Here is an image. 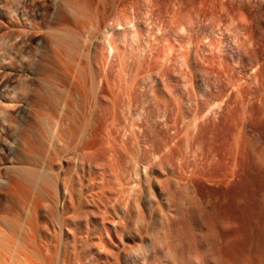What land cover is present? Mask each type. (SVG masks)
Returning a JSON list of instances; mask_svg holds the SVG:
<instances>
[{"label":"rangeland","instance_id":"rangeland-1","mask_svg":"<svg viewBox=\"0 0 264 264\" xmlns=\"http://www.w3.org/2000/svg\"><path fill=\"white\" fill-rule=\"evenodd\" d=\"M64 1L66 2V0H0L1 211L13 210L17 217H23L17 200L6 194L12 177L10 165L15 166L24 162L25 159L33 160L34 163L36 161L35 164L38 165L39 159H41L39 165L42 166L40 163L47 159L43 156L47 154L45 152L51 145L47 141L50 143L52 140L46 141L47 145L44 147L47 148H44L41 156H36L37 158L34 155H40V151L33 150L28 146V140L31 137L34 138L33 132L36 129L35 126L38 127L40 116L47 118L50 115L49 118L52 119L55 115L52 120L44 118L45 122L50 124V130L54 129L57 122L60 124H57V130L60 128L62 130L63 125L65 126L63 130L67 129L71 118L77 122L76 126L85 127L86 125L85 128H81L83 130L80 129L84 133L82 132L83 135H80V139L78 137V141L76 139L75 143L87 142L93 147L98 144H106L109 147L110 143H113L115 150L113 156L116 161L112 154H109V158L114 159V162L106 156L107 160L104 159L103 162H99L100 164L97 162V167L102 168L105 172L109 168L112 169L111 171L115 175H111V171H108L107 174L113 176L115 182L116 178L122 175L120 173L122 171L123 175L127 171L128 176L134 181L140 172L141 177L138 175L140 181L136 180L135 182L140 184L139 188H142L141 192L144 194L142 196L137 188L138 185L134 189L128 190L132 186L129 183L133 184V181L128 177L130 181L126 182L129 180L127 174L126 178L123 176L125 179L120 177L124 186L126 187L128 184L130 187H124V195L119 194L121 198L117 197V200L123 207H126L124 202L125 205L128 203L126 209L128 208L131 216L125 212V218L121 219V224L124 221V224H129L131 230L135 229L136 224H142L141 221L147 224L151 219L148 224H152L149 204L153 206L154 203V209L157 211L160 206L161 213L162 210H165L163 215L158 211L162 216L167 212V207L170 209L174 205L176 211L178 209L177 217L183 219L184 216L183 220L186 221V224L205 223L212 227L215 226L224 235L223 243L224 246L225 242L227 243L226 250L238 248L242 260H248L250 258L248 249L252 247L249 245L256 242L257 237H261V235L257 236L260 230L258 227L264 226V50L259 45L260 35L251 32V29L249 31L246 27L249 22L247 16L242 11H240L241 13L234 11L233 7L239 6V0H116L114 8L119 7H117L118 14L120 13V23L124 27V33L123 30L119 33L116 30H109L112 20H114L112 18L114 16H110V14L108 15L109 21L110 19L111 21L108 23V19L105 21L110 26L104 32L101 31L105 25L102 20L95 18L97 19L96 23L93 18H88V20L79 18V21L78 17L75 18L69 13ZM114 10L113 15L116 13ZM80 22L84 25L78 29L76 24ZM59 28L62 29L61 32L67 31L66 33L70 36L79 34H77L75 43L72 39H67L71 41L69 43H73L70 53L74 57L68 52L72 47L71 44L67 46L68 49L64 46H61L60 49V45L54 41L55 34L60 32ZM98 29L100 30L98 31ZM78 37L80 38L78 39ZM85 41L86 43H84ZM108 42L111 43L109 44L111 45L110 49L109 45L106 46ZM92 44L99 45L102 51L101 53L99 51L100 54L98 53L95 57L98 56L96 61L99 65H97L102 68L101 71L98 67L100 72L97 71V73L100 75L96 74V80L100 79L98 95L101 102L104 98V102L100 103V108L99 103H96L91 96L84 105V101L81 102L75 94L74 97L72 96V101L78 103H74L72 108H69L70 100L67 98L70 91L68 93L67 90L73 88L72 84L76 80H72L71 83L73 78L65 71L68 66H73L77 70L75 65L78 60V64H83L84 61V65L88 63L89 67L91 63V66L93 63L96 64V61H93L94 57L91 56L89 60L91 59L90 61L93 62H85L86 56L89 57V53L94 52ZM79 48H81L80 50L84 49V52H87L88 48L90 50L86 56L81 51L83 53L81 56ZM75 57L78 58L74 63ZM89 67L86 68L89 69ZM46 84L51 85L47 86ZM51 86L55 87L52 90L56 92H51ZM60 89H63L62 92ZM58 93L61 99L58 97ZM118 93L119 95H117ZM108 98H111L110 100L113 102L110 103ZM107 103H109L108 107ZM113 103L115 106L112 105ZM127 104H130L131 107L129 108ZM75 105L81 107L80 111L77 107V109L75 108ZM106 110L115 114L112 115L109 112L108 114L105 112ZM71 113L74 114L70 115ZM75 114L79 115L77 120ZM58 117L63 121H57ZM79 118H81L80 121ZM54 119L55 121H53ZM52 122L56 123L52 124ZM67 122L68 125L65 124ZM61 124L63 125L61 126ZM56 129L54 130L57 131ZM51 139L55 140L52 143L58 142V139ZM134 142L136 144L139 142L137 145H141V147L139 146L138 149L137 145H134V148L132 145V143L135 144ZM112 143L110 147H112ZM166 145L170 147L168 149L172 148L170 152L164 149L167 148ZM156 146L158 147L156 148ZM120 147L125 149L123 150L125 154ZM136 148L140 151L138 152ZM134 149L140 155H136L137 152ZM143 149L147 152H144V155H142ZM117 152L118 154H116ZM162 152L164 156H162ZM167 152L170 154L168 155ZM160 153L162 154L160 155ZM142 156L143 158H141ZM154 156L160 160L157 162ZM134 157L135 160L139 158V162L136 160V163L133 160L135 162L133 163L131 160ZM153 158L154 162H157L156 164L152 162ZM141 160L151 163H146L147 166ZM126 161L129 162L126 163ZM115 163L119 170L118 176ZM139 163L148 167L146 169L143 166L145 171L148 170L147 174L145 171L142 172L144 169L142 170ZM110 164L111 167H109ZM133 164H138V171L133 170L135 167ZM121 165L128 168L124 170L125 167L120 168ZM106 166L109 168L105 169ZM131 168L134 173L137 172L134 174L135 176L132 170L129 171ZM121 169L122 171H120ZM172 173H176L175 175L181 181H185L186 177L189 178H186L188 180L185 181L187 183L184 184L185 188L183 182L181 183ZM104 174L105 177H108L107 180L112 181L113 178L110 175ZM170 175L171 179L167 177ZM133 176L136 178L134 179ZM173 176L178 181H175ZM190 177L192 178L190 179ZM155 178L158 179L155 181ZM160 179L159 189L155 182ZM163 181H167V183ZM175 182L179 183L180 185H177L180 187H177ZM114 184L112 185L113 189L116 188V183ZM180 188L182 192H179ZM165 189L167 192L164 191ZM151 190L155 191L154 195V191H152L153 198L149 196ZM135 194H138L135 197L137 199L134 198ZM128 195L132 198L130 199ZM166 195H168V198L165 199L168 200L167 205L164 204ZM178 195L179 197H177ZM146 196H149L152 203ZM122 197L124 198L123 204L120 201ZM155 197H157V202ZM133 199H140L138 203L142 205L140 208L143 210L139 208L140 213L137 212V205ZM178 199L180 200L178 201ZM183 200L185 202H180ZM113 204L115 209L118 208L117 205L121 208L120 204ZM15 208L17 212H20H18L19 215L14 210ZM120 208L116 210H120ZM136 212L142 215L137 214L139 217H136ZM104 218L107 220L108 217ZM126 218L130 220L126 222ZM99 224L101 223L99 222ZM157 224L168 223L163 221ZM175 224L181 223L176 222ZM224 224H226V228L223 226ZM228 225L229 229H227Z\"/></svg>","mask_w":264,"mask_h":264},{"label":"bare ground","instance_id":"bare-ground-1","mask_svg":"<svg viewBox=\"0 0 264 264\" xmlns=\"http://www.w3.org/2000/svg\"><path fill=\"white\" fill-rule=\"evenodd\" d=\"M115 2H116V0H66V2L64 1L65 5L67 6L69 13H71L75 18L78 17L77 18L78 20H79V18L80 19L81 18H84V19L87 18L86 20H88V18H93L94 20H96V23H97V19L104 21L103 23H105V25L103 28L104 30L103 29L101 30L102 32L106 31L108 26H110V25H107L105 22L107 19H108L107 23L109 21L110 17L108 14H110V16L111 15L114 16V17H112V18H114V20H112V24H111L109 30H111V31L116 30L117 33H119L120 31L123 30V33H124V29H123L124 27L120 23V18H119L120 13L118 14V10H119L118 8L119 7L116 6V9L114 8ZM233 9L236 13L237 12L239 13L240 11H242L243 14H245L247 16V19L249 22H247L246 27H248L249 31L251 29V32H255V33L260 35V38L258 37L259 38V45H261V47L264 50V0H239V6H234ZM113 10L116 12L115 15H113ZM242 16H244V15H242ZM95 18H97V19H95ZM110 21H111V19H110ZM127 21H130V20H127ZM248 23H249V26H248ZM83 25H84V23H82V22L77 23L76 28L81 29L83 27ZM98 26L100 27L99 22H98ZM64 28H63V31H64ZM128 28L130 29V27H128ZM59 30H60V28H59ZM66 30H67V28H66ZM99 30L100 29H98V31ZM61 31H62V29L60 30V32H58V34L56 33L57 35L55 34V36H54L55 37L54 41H56V43L58 45H60V49H61V46H64L65 48L68 49L67 46L69 44H71V46H72L73 43H69V41L71 39L74 41V43L77 42L76 38L79 35L78 33H76V36H74V35L70 36L69 34L66 33L67 31L66 32H61ZM71 33H72V31H71ZM109 33H111V32H109ZM99 34H100V32H99ZM121 35H122V33H121ZM253 36H254V34H253ZM79 38L80 37H78V39ZM67 39H70V40L68 41ZM98 41H99V39H98ZM110 42H108V44L106 46L111 44ZM84 43H86V41ZM252 43H253V41H252ZM93 45L94 44H92V46ZM110 46L111 45L108 46L109 49H110ZM77 47H78V45H77ZM102 47H104V46H102ZM72 48H73V46L69 48V50H68L69 53L72 50ZM89 48H91V46H89ZM89 48L87 51L88 53L90 50ZM80 49L81 48H79V50ZM84 49L80 50V52L81 51L84 52ZM93 49H94V52L93 51H92L93 53L90 52L91 54L89 53V57H87L88 53L86 51L84 52V54H85L84 56L87 55L85 62L91 63L94 60L96 61L98 56L95 57V55H98L99 51H100V53L102 52L101 47L97 44H95L93 46ZM111 49H112V47H111ZM79 50H75V51L77 52ZM82 52H81V54L79 52L78 53L82 56L83 55ZM108 52L110 53V50H108ZM70 55L72 56L73 54L70 53ZM90 56L94 57L93 61H90L91 59L89 60ZM73 57H74V55H73ZM78 57H75L73 59L74 63L77 62ZM70 58H67V59H70ZM83 58L85 59V57H83ZM78 62H79V60H78ZM78 62L76 63L77 65H75L77 70L73 66H68L67 71H65V72H68V74L72 76L73 79H71V83L73 82L72 80H74V79L76 80V82H74V84H72L73 88H71V89L68 88V90H67V92L70 91V93L68 92L70 99H69V97L67 98L68 95L66 96V98L70 101H69V103L68 102H66V103H68L69 108H72V105L74 103H76V102L73 103L72 96L74 97V95L77 94L79 100L81 102L84 101V105H85V101L87 99H89V97L92 96V98L96 101V103H99V106H100V103L104 102V98L101 96L103 98V102H101L100 101L101 98L98 95L99 94L98 85H100V83L98 84V81L100 79L98 81L96 80V74H99V73H97L99 64L96 61V64L93 63V66H91V64H92L91 63L90 67H89L87 65L88 63L86 65H84V61H83V64H81V63L78 64ZM63 64H65V63H63ZM85 66L89 67V69L86 68ZM63 67H64V65H63ZM99 69L101 70L102 68L99 67ZM100 70L98 72H100ZM69 75H67V76L70 78ZM106 82H107V80H106ZM48 85H51V84H48ZM52 85L54 86V84H52ZM69 87H70V84H69ZM53 88H55V87H53ZM53 88L51 86L50 90H52ZM60 90L62 92L63 89H60ZM51 92H56V91L52 90ZM116 92H119V91H116ZM57 95L59 97L60 94L58 93ZM112 95H113V93H112ZM117 95H119V93ZM54 97H56V96L54 95ZM129 97H130V95H129ZM59 98L61 99V96ZM59 98H57V99H59ZM113 98L115 99V96ZM116 98H118V97H116ZM63 99H65V98H63ZM74 100H75V98H74ZM129 100L131 101V98H129ZM64 101H66V99ZM130 101H129V103H130ZM111 102H113V101L110 100V103ZM105 104H106V102H105ZM108 104L109 103H107V107L109 106ZM112 105H114V103ZM114 106H113V109H114ZM128 106H129V108L131 107L130 104ZM76 107L78 108V111H80L81 107H79V105H75V108ZM100 108H101V106H100ZM105 108H106V105H105ZM63 110H64V108H63ZM128 111H130V110H128ZM105 112H107V110ZM75 113H77V112H75ZM111 113H112V115L115 114L113 112H111ZM40 114H42V113H40ZM48 114H50V113H48ZM73 114L71 113L70 115H73ZM77 114H75L77 116L75 118L76 120L79 117V115H77ZM45 115H46V113H45ZM53 115H54V113L52 114V116ZM36 116H37V114H36ZM54 116H53V118H54ZM83 116H84V114H83ZM49 117H50V115H49ZM49 117L47 116V118L46 117L41 118V116H40V120L38 121V119H39V115H38V117H37L38 119L37 118L36 119L39 122V124L37 125L38 127L35 126L36 129L33 132L34 138L32 139V137H31V139L28 140L29 148H31L33 150L40 151V155H34V156L40 157L42 150L44 148H47V147H44V145L45 146L47 145V144H45L46 141L47 140L55 141L51 138L58 139V142L56 141V143H52V141H50V143H49V141H47L48 144L49 145L51 144V145L46 150L47 152L44 151L45 153H47L46 154L47 157H46V155L43 156L44 152L42 153L43 154L42 156L47 158V159L44 158L45 159L44 160L45 162H43L44 164L40 163V164H42V166L39 165V162L41 159L38 158L39 159L38 165L35 164L36 161L34 163V162H32L33 160H30V159H25L24 162L16 164L15 166L13 164H12L13 166L10 165L11 173L10 172L9 173L11 174L12 177H11V181H9L11 183L8 182L10 185V188H9V185L7 184L9 190H8V193L6 192V194H9V196L12 199L17 200L18 204L20 205V206L19 205L18 206L21 207V210H22L21 212L23 214V217L22 218L17 217V215L15 214V212L13 210H7L5 212H2L0 209V264H264V257H263L264 256V226L263 225L261 228L258 227V229H260V230H259V233L257 236L261 235V237L260 238L257 237L256 242H254V243L252 242L251 245H249V246H252L248 249L250 258L247 260L246 259L247 254H246L244 256V258L247 261L246 260L243 261L242 258L240 257L239 251L237 250L238 248L237 249L232 248L233 250H230V251L226 250L227 248H225V247H226L227 243L225 242V244H226L225 246L223 243L224 235L221 232H219V230L216 229L215 226L212 227V226L205 224V223L204 224H186L185 223L186 221L183 220L184 216H183V219H180L177 217L178 209L176 211V208L173 207L174 205L173 206L170 205L171 206L170 209H169V207H167L168 208L167 212L165 213L164 216H162L163 215L162 213L165 212V210H162V213L160 212L161 207L159 206V204H160L159 201H158L159 204L158 205L156 204V205L160 207V208L158 207V211L162 215L156 209H154L155 208L154 203H153L154 207L151 204H149L148 205L149 207H148L146 204V207L150 208L149 214L151 215V217L153 219L152 224H148V223H150L151 219L150 220L148 219L149 220V222H148L146 218L145 219L148 222L147 224H144L143 221H141L142 224L141 223L136 224V221H135V224H136L134 226L135 229L132 228L134 230H131L129 228V224H127V223L124 224V221L122 222L123 224H121V221H122L121 219L125 218L124 217L125 212H127L129 214V212H128L129 210H127L128 208L126 209V207L128 206L127 205L128 203H126V205H125V202L123 200L124 198L122 197V199L120 201L122 204L124 202V206H126V207H123V205L118 203L117 199L121 196L119 194L124 195L123 189H125L126 187L129 188L131 185L133 186V184H136V182H135L136 180H138V182L140 181L138 178L140 176L139 175L140 172H139V174H137V172L134 173V171H133V170L138 171V169H137L138 164L137 165L133 164L136 167V168L134 167L135 169L133 168V166H131L133 168V170H132V168L130 170L128 169L129 171L132 170L133 175L137 174L136 177L138 179L136 177H134L135 175L133 176L134 179L136 178L135 181L133 179H131L130 176H128V174L126 173L127 171H125V174L123 175L122 169L120 170V171H122V172H120L122 174L121 175L122 178H124L125 175L127 174V178L129 177L133 181V184H132V182L129 183L130 179L128 178L129 180H126V182L129 183L130 186H128V184L126 183L127 186L125 187L124 183L121 180L122 178L120 179L121 176H118L119 173L117 174V172L119 170H118V166H117V164H116L117 162H116L115 163V165L117 166L116 174L119 178L116 176L117 178H116V182H115V178H113V176L115 174H113L114 172L111 171L112 169L109 168L112 166L111 164L108 167L109 169L107 168V166L105 167V169H108L107 172L111 171L112 173H110V172L109 173L113 176H111L110 174H107V172H105V170H103L102 168L97 167V162L98 163L103 162L104 159H106V156H108L109 154H112V157L115 158L113 156V151L115 152V150L113 149L114 147H113V143L111 141H109L107 139L109 142L112 143V147H110L111 143H110L109 147L106 144L105 145L104 144H98V145H96V147H93L89 143L82 142V141H81L82 143L80 141H79V143L78 142L75 143L76 139L78 137H79L78 139H80V135L82 136L84 133L83 131H81V130H83L81 128H85L86 125H85V127L76 126L75 123H77V122L74 119L70 118V122H69L70 125L67 129L63 130L65 126L63 124H61V126L63 125L62 126L63 129L61 130V128H60V130H57L58 129L57 124H59V123L57 122L56 126L53 127L52 124L56 123V122H52L51 126L54 129L57 128L56 129L57 131H55L54 129L50 130V128H51L50 124L48 125L45 122V119L46 120H48V119L52 120L53 119V118L50 119ZM64 117L65 116L63 115V118ZM59 118L60 117H58L57 121L60 120ZM112 118L114 119V117H112ZM55 119H56V117H55ZM55 119L53 121H55ZM78 120L80 121L81 118H79ZM62 121H63V119H62ZM48 122H50V121H48ZM83 123H85V122H83ZM65 124L68 125V122ZM67 125H66V127H67ZM80 125H82V124L80 123ZM113 126H114V124H113ZM30 136H31V134H30ZM103 138H105V137H103ZM66 139H67V141H66ZM78 139H77V141H78ZM114 141L116 142V139ZM115 142H114V144H115ZM137 144L132 143L133 147H134V145L136 146ZM125 145H123V146L125 147ZM149 145H150V143H149ZM28 146L26 144V147H28ZM120 146H121V144H120ZM139 146L141 147V145H139ZM139 146L137 145L136 147L138 148ZM161 146L164 147V145H161ZM118 147H119V145H118ZM157 147L158 146H156V148ZM163 147H162V149H163ZM168 147L169 146H167V148L165 147L164 149L165 150L167 149L170 152V150L172 148L168 149ZM138 149H137V151H138ZM158 149H157V151H158ZM123 150H125V149H122V151ZM165 150H164V152H165ZM148 151H149V149H148ZM123 152H121V153H123ZM138 152H137V154L135 152L134 153L136 155H138V154L140 155V153H138ZM144 152H146V151L144 150L142 155H144ZM169 152H167L168 155L170 154ZM162 153H160V155ZM28 154H30V153H28ZM36 154H38V153H36ZM116 154H118V152ZM124 154H125V152H124ZM129 155H131V154H129ZM154 155H155V153H154ZM157 155H158V153H157ZM160 155H159V157H162V156H164V153L162 154V156H160ZM26 156L27 155H25V157ZM109 156H108V159L110 161L114 162V159H110ZM31 157H33V156H31ZM152 157H153V155H152ZM166 157H167V155H166ZM166 157H165V159H166ZM118 158H119V155H118ZM141 158H143V156ZM145 158H146V156H145ZM138 159L139 158H137L136 160H138ZM144 159H143V161H144ZM161 159H163V158H161ZM133 160H135V157L131 161L133 162ZM136 160H135V162L137 163ZM149 160H151V159H149ZM158 160H160V159L156 158L157 162H158ZM163 160H161V161H163ZM115 161H116V158H115ZM143 161L141 160V162L144 164L151 163V162H143ZM154 161H155V159L153 158L152 162H154ZM161 161H160V163H161ZM127 162H129V161H126V163ZM135 162H133V163H135ZM138 162H139V160H138ZM157 162H154V164H156ZM166 162H168V161L166 160ZM105 163H106V161H105ZM105 163H104V166H105ZM142 163H139V164L142 166ZM99 164H98V166H99ZM144 164H143V166H144ZM148 164H146V165L148 166ZM119 166H120V164H119ZM143 166H142V170L143 169L144 170L142 172L145 171V168L146 169L148 168L145 166H144L145 167L144 168ZM149 166H151V165H149ZM124 167H122V165H121L120 168H124ZM127 168L125 167L124 170ZM114 169L116 170V167ZM173 170H175V169L173 168ZM147 171H145V173ZM178 171H180V169H178ZM104 173L107 174L106 176L110 175V177H112L114 179V181H113V179L110 178V179H112L113 184L111 183L112 181L109 179H108L109 180V182H108V180L106 179L108 177H105ZM175 174L176 173H174L173 175H175ZM7 175H9V174H7ZM129 175H130V172H129ZM175 176H177V175H175ZM167 177H169L171 179V175L167 176ZM192 177H190V179ZM178 178L179 177L177 176V179ZM186 178H188V177H186ZM186 178H185V181L189 179V178L188 179H186ZM156 179H158V178H155V181H156ZM165 179L167 180V178H165ZM170 179H168V180H170ZM173 179H174V176H173ZM178 180L181 181L180 179H178ZM193 180H195V179H193ZM159 181H161V179L157 180V182H155V184L156 183L158 184ZM185 181H181V183L183 182L184 188L186 187V186H184V184L185 185L187 184ZM163 182L167 183V181H163ZM189 182H191V180H189ZM110 183H111V185H110ZM114 183H116V186H115L116 188L113 189L112 185H115ZM159 184L157 186H159V189H160ZM177 184L180 185L179 183L175 182V185H177ZM137 185H138V183L133 187L131 186L130 189H128V190L134 189ZM139 185L137 186V188L139 189V192H141L142 188H139ZM178 185H177V187H180ZM189 185H188V187H189ZM190 186H192V185H190ZM162 188H163V186H162ZM184 188H183V190H184ZM138 189H137V191H138ZM167 189L169 190V186ZM174 189H175V187H174ZM126 191H127V189H126ZM152 191H154V190H151L150 195L148 194L151 198L154 197V196H151L153 193ZM164 191H166V189ZM180 191H181V188L179 189V192ZM135 192H136V190H135ZM139 192H138V194H140ZM170 192L172 193L173 190ZM177 192H176V194H177ZM116 194H118L119 196H115ZM138 194H135L134 198L137 197ZM154 194H155V191H154L153 195ZM142 195H144V194H142V192H141V196ZM167 196L168 195H166V198H164V200L168 198ZM128 197H129V195H128ZM177 197H179V195ZM129 198L131 199L132 197H129ZM189 198H191V197H189ZM135 199H137V198H135ZM135 199H133V202L134 203L136 202L137 212H139L140 210H142L140 208V206H142V205H140L138 203V201L140 199L139 200H135ZM148 199L150 201V198H148ZM156 199H157V197H155V201H156ZM171 199H172V197H171ZM127 200H126V202H127ZM179 200L180 199H178V201ZM128 201H130V200H128ZM165 201H164V204L166 203V205H167L168 200L166 202ZM133 202L131 201V203H133ZM180 202H185V200L180 201ZM113 203L120 204L121 208L119 207V205H117V207L120 208V210H116L118 208L115 209V207L113 206L114 205ZM145 203H147V201ZM150 203H152V202L150 201ZM109 205H110V208H109ZM136 205L134 204L135 207H136ZM181 205H184V204H181ZM131 206L133 208V205H131ZM19 207H17V208H19ZM139 208H140V210H138ZM165 208H166V206H165ZM4 210H5V208H4ZM14 210H16V208ZM104 211H105V213L102 214V212H104ZM18 212L16 210V213L19 215L20 212L19 213ZM137 212H136V217H139L142 215V214L139 215L140 212L139 213H137ZM142 213H144V212H142ZM181 214H180V216H181ZM89 216H91V217H89ZM106 216L109 219L107 218V220H105L104 217H106ZM129 216H130V214H129ZM129 216H127V217H129ZM138 219H136V220L140 221ZM128 220H130V219L128 218L126 222H128ZM163 221H165L168 224H157V223H161ZM187 221H188V217H187ZM99 222L101 224H99ZM176 222L181 223V224H175ZM225 225L226 224H224L223 226L226 228ZM218 226H219V224H218ZM230 226H232V225L230 224ZM225 228H224V230H225ZM221 229H223V227ZM227 229H229V225H228ZM251 229H252V227H251ZM237 230H239V229H237ZM253 230H254V228H253ZM239 235H241V234H239ZM250 242H251V240H250ZM228 243L230 244L231 242H228ZM240 247H242V246H240ZM228 250H229V248H228Z\"/></svg>","mask_w":264,"mask_h":264}]
</instances>
